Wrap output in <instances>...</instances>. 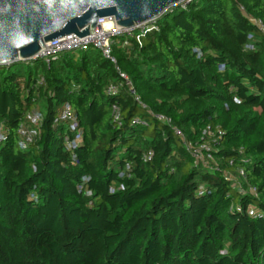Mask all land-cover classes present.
Segmentation results:
<instances>
[{"label": "trees", "instance_id": "obj_1", "mask_svg": "<svg viewBox=\"0 0 264 264\" xmlns=\"http://www.w3.org/2000/svg\"><path fill=\"white\" fill-rule=\"evenodd\" d=\"M259 19L264 0H190L116 38V64L90 46L0 65V264H264Z\"/></svg>", "mask_w": 264, "mask_h": 264}, {"label": "water", "instance_id": "obj_2", "mask_svg": "<svg viewBox=\"0 0 264 264\" xmlns=\"http://www.w3.org/2000/svg\"><path fill=\"white\" fill-rule=\"evenodd\" d=\"M184 0H0V65L35 60L61 36L92 34L114 16L122 28L159 18Z\"/></svg>", "mask_w": 264, "mask_h": 264}, {"label": "built area", "instance_id": "obj_3", "mask_svg": "<svg viewBox=\"0 0 264 264\" xmlns=\"http://www.w3.org/2000/svg\"><path fill=\"white\" fill-rule=\"evenodd\" d=\"M190 0H184L180 4L181 6H185ZM170 8L168 11L172 10ZM160 18V17H159ZM155 18L150 21L138 24L132 28H122L116 24V20L114 16H105L99 19V25L95 28L92 34L84 35L79 37L76 34H70L58 37L53 39L45 44V48H43L37 57L43 59L48 64L51 61L58 58L60 55L67 52H77L80 50L87 49L90 46H95L101 50L103 55L110 59L113 63H117L116 58L112 53V42L119 37H135L139 44L142 43V38L145 34H147L150 30L155 29L158 30V19ZM261 31H264V22L259 19L256 21ZM128 43V42H126ZM123 77L127 78L125 74H122ZM42 81V79H41ZM119 84H111L107 88L108 94H116L119 90ZM132 88V87H131ZM133 90V89H132ZM134 93V90H133ZM139 99V97H137ZM72 108L69 104H67L62 113L61 119L63 120H71L73 119ZM42 113L36 110L29 112L26 116V121L22 123L18 129L19 137H20V145L24 148L29 143L33 142L35 137L38 134V127L42 122ZM118 118V116H117ZM116 118V119H117ZM136 122V121H135ZM73 129L75 126L73 125ZM179 133V131H177ZM224 135V131L220 126H216L212 128L211 126H207L203 130V137L208 138L212 142L216 143L218 139H220ZM5 138L3 131L0 128V141ZM82 141L81 133L76 134L75 139L72 141L68 140V144L70 147L76 146L78 143ZM193 156L197 160L211 159V145L208 142L202 143L198 148L193 149ZM152 153H149L146 159H150ZM239 173L242 177H245L244 171L241 169Z\"/></svg>", "mask_w": 264, "mask_h": 264}]
</instances>
